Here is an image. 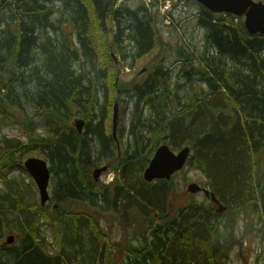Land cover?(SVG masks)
Instances as JSON below:
<instances>
[{
    "label": "trees",
    "instance_id": "1",
    "mask_svg": "<svg viewBox=\"0 0 264 264\" xmlns=\"http://www.w3.org/2000/svg\"><path fill=\"white\" fill-rule=\"evenodd\" d=\"M54 3L7 4L14 8L0 32L1 123L16 120L14 111L27 116L18 86L33 114L46 120L48 132L27 140L5 139L0 145V178L7 181L8 171L25 169L24 157L42 156L51 172L50 200L56 208L49 201L43 206L24 204L17 193L0 188V236L11 230L5 199L13 212L49 225L60 249L48 252V242L33 221L21 228L16 245H5L0 237V264H101L109 252L103 241L107 230L90 210L98 201L122 214L118 222L133 214L147 220L140 232L143 242L129 245L121 264H230L224 242L230 224L221 225L222 217L233 218L247 209L264 215V34H249L241 20L233 26L230 13L217 15L205 8L207 16L200 23L216 55L201 59L199 74L206 89L185 100L179 84L173 92H161L165 82L157 78L159 68L142 80L121 77L110 55L118 42L107 39L102 22L116 0H61L58 8ZM139 9L132 11L127 24L124 19L125 26L116 19L115 34L123 41L127 29L136 57L156 41ZM132 97L131 141L123 146L113 141L108 119L113 104L123 112ZM74 118L84 120V132L76 130ZM162 143L178 150L189 146L188 168L205 176L207 188L225 210L209 196L174 209L173 176L143 179L144 168ZM101 161L114 172L109 183L92 176ZM149 212L156 217L149 218Z\"/></svg>",
    "mask_w": 264,
    "mask_h": 264
},
{
    "label": "rangeland",
    "instance_id": "2",
    "mask_svg": "<svg viewBox=\"0 0 264 264\" xmlns=\"http://www.w3.org/2000/svg\"><path fill=\"white\" fill-rule=\"evenodd\" d=\"M11 1L13 0H0L1 33L6 27V22L9 21V13L14 8V5H7ZM54 2L56 8L61 7V0H54ZM116 8L119 9L115 16H113ZM138 8H140L137 12L138 16L145 18L144 22L147 19L149 20L148 22L150 23L148 24H150L152 30V37L154 36L156 41L154 40L152 49H148L149 51L147 50L148 52L145 55L136 57L134 55L136 49L133 42L126 35L127 29H124L123 41H121L120 35L115 38V34L118 32L117 20H121L120 25L125 26L124 19L127 24L129 15L133 10ZM205 8V6L195 0H116L112 10L108 11L102 18V22L103 26L107 29V39L112 43H114V40L118 42L112 48L113 52L111 51L110 55L114 63L120 66L121 77L127 82L132 79L135 81L142 80L152 73L154 75L156 69L159 68L160 72L156 75L159 81L165 82V85L160 89L164 95L167 93L166 88L173 92L177 84H179V87H177L179 95L185 100H189L195 94V91L197 93L201 89H206V84L200 80L201 75L199 71L201 66H203L201 59L207 55H216V53L214 47L206 38V29L200 23L201 18L206 19L207 12ZM232 20L235 23L233 26L237 25L238 20H241L243 24L242 16L238 18L233 16ZM15 85L17 86V84ZM16 92L27 116L14 111L13 115H16V120L14 117L13 121L2 124L3 116L0 114V145L5 139L18 137L27 140L33 134H45L48 132L46 120L39 115L33 114L32 105L18 86ZM99 94V100H102V92L100 91ZM124 97H127L126 93H124ZM133 102L134 97L129 98V101L125 103L126 109L123 112H121L122 107L117 103L114 131L112 127L113 107L110 111L107 130L111 135L114 134L112 136L116 144H119L120 141L125 146L126 143L128 144L131 141V136L128 133V124ZM121 132L122 135L120 134ZM166 144L170 147L168 143ZM172 150L174 152L178 151V149ZM29 156L43 158L38 154ZM24 158L21 160V163H23ZM103 165H107V163L104 161L98 162L92 170L95 167ZM113 177L114 172L107 168L106 171L100 174L98 181L109 183ZM6 179L7 181L0 178V188L2 190L7 191L9 194L17 193L24 204L40 203L38 189L25 169L14 168L8 171ZM172 181L174 183V191L177 194L173 204L174 209L184 205L187 206L194 201L206 200L202 192L190 193L186 190V185L191 181L197 182L202 187H207L206 178L199 170L193 167L188 168L186 164L173 175ZM98 187L101 189L100 186ZM51 192L52 183L50 179L48 185L49 196H51ZM48 201L51 206L53 205L56 208V205L50 198ZM2 202L5 209L7 208L6 214L11 230L5 234H1V241L4 243L8 236H12L13 240L5 245H16L21 237V228L31 224L34 218L31 216L27 219L23 213L13 212L9 209V202H5V199ZM98 203V205L90 207V210L96 211V217L100 224L103 229L107 230V236L103 241L109 252L107 260H103L101 264H121L122 261L127 260V247L132 244L139 246L143 242L140 232H143L145 229L142 228V222L147 225V220L133 214L127 221L123 216L124 220L118 222L116 218L117 216L122 217V214L114 212L111 206L108 208L103 202L100 203L98 201ZM216 207L218 208L217 205ZM225 209L226 207L224 206L221 211ZM260 212L263 213L262 211ZM148 216L152 219L156 217L151 212H149ZM33 223H35L37 229L47 240L48 252L54 253L58 251L60 246L52 236L49 225L44 221H34ZM227 223L230 224V232L224 235V242L227 243V261L230 264H264V215H255L250 209H247L244 212L236 214L233 218L229 215H224L221 225ZM63 244L65 246L66 241ZM107 250L105 253H107ZM130 259L132 258L130 257ZM3 260H7L4 255H2Z\"/></svg>",
    "mask_w": 264,
    "mask_h": 264
},
{
    "label": "water",
    "instance_id": "3",
    "mask_svg": "<svg viewBox=\"0 0 264 264\" xmlns=\"http://www.w3.org/2000/svg\"><path fill=\"white\" fill-rule=\"evenodd\" d=\"M208 10L212 12H227L236 16H244V27L249 34H264V0H196ZM117 103L113 105V131L116 124ZM74 127L79 133L84 132V120L82 118H74L72 121ZM114 135V134H112ZM190 154L189 146H183L177 152H174L166 143L160 144L151 156L147 166L144 168L142 176L147 182L155 179H170L172 175L182 169ZM23 166L27 173L33 179L40 197V204L43 206L50 198L48 193V185L50 182L51 172L48 162L36 156H29L24 159ZM107 165L95 167L92 170L94 180H98L100 174L106 171ZM186 190L190 193L201 191L209 196L211 201L218 203L220 211L223 205L219 203L213 192L202 187L197 182L191 181L186 185ZM13 240L12 236H8L4 242L8 244Z\"/></svg>",
    "mask_w": 264,
    "mask_h": 264
},
{
    "label": "bare ground",
    "instance_id": "4",
    "mask_svg": "<svg viewBox=\"0 0 264 264\" xmlns=\"http://www.w3.org/2000/svg\"><path fill=\"white\" fill-rule=\"evenodd\" d=\"M119 106V105H118Z\"/></svg>",
    "mask_w": 264,
    "mask_h": 264
}]
</instances>
